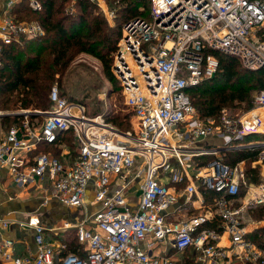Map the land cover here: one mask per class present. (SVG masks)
<instances>
[{
    "label": "built area",
    "instance_id": "built-area-1",
    "mask_svg": "<svg viewBox=\"0 0 264 264\" xmlns=\"http://www.w3.org/2000/svg\"><path fill=\"white\" fill-rule=\"evenodd\" d=\"M20 1L5 0L0 13V65L4 45L45 32L38 19L17 16ZM25 1L42 10L40 0ZM70 1L72 7L80 0ZM90 1L105 10L100 0ZM149 2L147 17L123 23L111 65L132 113L131 129L89 114L84 103L61 96L53 85L47 109L19 110V122L0 136V167L14 184H39L45 201L54 198L83 212L50 227L30 215L21 224L32 230L34 251L19 255L15 240L3 238L2 264H175L186 251L194 264H264V139L231 144L264 134V89L246 111L221 108L217 119L203 118L187 92L217 73L214 50L252 70L264 65V38L256 28L264 21V0ZM63 131L72 133V152L33 153L40 141L53 142ZM213 136L223 145L202 142ZM238 147L258 148L250 162L260 166L257 182L246 180L244 161L224 159V149ZM184 180L186 201L201 187L214 192L213 208L202 199V211L172 219L180 195L173 184ZM135 182L139 193L131 202ZM69 228L83 255L65 252L64 242L45 236Z\"/></svg>",
    "mask_w": 264,
    "mask_h": 264
},
{
    "label": "trees",
    "instance_id": "trees-1",
    "mask_svg": "<svg viewBox=\"0 0 264 264\" xmlns=\"http://www.w3.org/2000/svg\"><path fill=\"white\" fill-rule=\"evenodd\" d=\"M40 1L42 10L38 12L31 10L25 0L15 6L14 11L19 17L38 19L42 23L45 33L22 43H10L2 47L0 93H6V98L0 103V106L6 107L11 104L15 109H43L46 106L51 83L57 76L64 73L73 56L82 51L97 55L102 63L104 73L109 79H114L121 88L120 83L111 73L112 53L116 49V43L121 34L120 24L135 16L147 17L149 0H112L113 6L118 5L115 18L117 15L121 17L115 30L102 25L106 21L102 19V13L94 14L93 8H96V5L90 0H80L77 12L73 15L66 13L63 8V5L65 7V4L70 0ZM112 34H114V39L110 38ZM257 35L264 38V21L258 26ZM98 48L100 50H97ZM213 53L219 61L217 73L187 89L191 103L205 118L217 116L220 108L225 105L242 106V108L249 109L253 105L251 91L264 89V65L252 70L244 67L240 60L233 55L224 54L218 50H214ZM111 91L114 92L115 89L112 88ZM59 93L67 99L82 102L73 96L61 93L60 90ZM98 109L94 112H97ZM86 111L88 112V110ZM111 111L101 112L109 124L119 130L131 127L130 112ZM0 120L3 123H8L6 127L8 128L12 123L19 122L20 116L5 115ZM250 136L263 138L264 134H249L246 135V138ZM62 140L73 151L72 133L63 131L53 142L40 141L33 153L46 151L54 156H59L58 145ZM233 153L234 156L227 157L226 161L233 163L238 158H253L255 150L249 152L242 149ZM253 180H256L255 177ZM62 241L66 246L65 252L84 254L85 249L77 241L74 233L72 238H63ZM175 264H194L193 254L184 252L181 259L177 260Z\"/></svg>",
    "mask_w": 264,
    "mask_h": 264
},
{
    "label": "crops",
    "instance_id": "crops-1",
    "mask_svg": "<svg viewBox=\"0 0 264 264\" xmlns=\"http://www.w3.org/2000/svg\"><path fill=\"white\" fill-rule=\"evenodd\" d=\"M4 2L5 0H0V13L3 8ZM32 19H35V18H32ZM221 108H226V107H221ZM11 114H13L12 116H16V111L11 112ZM232 114H239V113H232ZM218 116H219V113L217 116L207 117V118L217 119ZM6 130L7 128L4 129L3 131L1 124H0V136L4 134ZM252 134L259 135L263 133H252ZM246 135H249V134H246ZM246 135L243 137V139L234 140L233 142H231V144H237L241 142L245 143V142L260 140V139H252L254 136H250L249 138H246ZM202 142L223 145L222 140L217 136L204 138ZM73 144H74V141H73ZM58 146L60 148L59 156L60 155L66 156L67 152H72V150L69 149V147L66 145V143L63 140ZM242 149L248 150L249 152L251 150H255V155L253 158L243 157V158H238L236 161L245 162L246 180L249 182H257L259 180L260 166L259 165L252 166L250 162L256 159L258 148L238 147V148H228L226 150L224 149L223 151L224 159L226 160L228 159L227 157L234 156L233 152H235L236 150L239 151ZM209 157L210 156H207V158ZM134 169H135V166H133V168L129 170V172L125 173L124 175L127 178L130 177ZM253 177H255L256 180H253ZM140 181H142V179ZM185 183H186V180L173 184L179 189L180 195H179V200L176 206L177 208L174 209L172 213L170 214L172 219L177 218V217H184V216L190 215L191 213H198L202 211V208L200 205V201L202 199H204L205 206L209 208H213L212 203L214 199V192L209 191L207 189H203L201 187L197 193L193 194L190 200L186 201L185 194L183 190H181L184 188ZM138 186H139V183L135 182L134 185L131 186V189L128 192V199L131 202H134L135 200H137L139 189L136 187ZM133 188H136V189H133ZM82 213L83 212L81 209L77 207L67 206L54 198H48L45 201L43 198V190L39 184H33L30 186H25V187L17 186L11 181L9 174L7 172V169L5 167H0V240H2L3 238H13L15 240V250L17 254L27 255L28 253H32L34 251V240H33L32 230L28 226L21 224V222L26 221L30 215L37 214L40 217L41 221L46 226L50 227L52 225L61 224V222L64 219L74 220V218H77V217L79 218L82 216ZM4 221H6V223H4ZM207 224L210 225V223H207ZM67 231L74 233L73 229L69 228L65 230L64 229L60 230L57 233L52 232V231H47L45 236L47 237V239L51 241L59 242L63 240L64 232H67ZM222 240L223 241L225 240V236H223ZM182 255L183 254L180 255L178 260L181 259ZM0 264H2L1 258H0Z\"/></svg>",
    "mask_w": 264,
    "mask_h": 264
},
{
    "label": "rangeland",
    "instance_id": "rangeland-1",
    "mask_svg": "<svg viewBox=\"0 0 264 264\" xmlns=\"http://www.w3.org/2000/svg\"><path fill=\"white\" fill-rule=\"evenodd\" d=\"M114 1V0H113ZM112 0H100V2L103 3V6H105V10H101L97 7L94 9V14L102 13V19L106 22L102 25L109 27L112 30H115L118 26V24L121 21V17L117 15V18H115V12H118V5L112 4ZM71 1H68V3L65 4V7L63 5V8H69L71 10L77 11V5L71 6ZM146 9V7H145ZM140 10V9H139ZM112 13V17L110 16V12ZM107 17H106V16ZM111 17V18H110ZM124 23V22H123ZM123 23H121V29L123 26ZM258 28V26H256ZM111 39H114V34L111 35ZM97 50H100L98 48ZM113 58V53H112ZM112 73V71H111ZM113 75V73H112ZM59 78V79H58ZM56 85L61 93L66 94L67 96H73L79 100H81L86 107V110L90 112L89 114H97V113H103V112H116L117 110L127 111L130 112L128 107L126 106L124 102V98L121 92V88H119V85L117 82L113 79H109V77L104 73L102 70V63L97 55L94 53L89 52H77L71 61L69 62V65L65 69L64 73L61 74L59 77L57 76L56 79L51 83V86ZM114 88L115 91H111V89ZM257 91V89H254L251 91V97L253 98V94ZM6 98V93H0V103ZM72 98V97H71ZM243 104V103H242ZM241 104V105H242ZM4 107V108H3ZM223 107H226L230 112L232 113H242L246 111L245 108L234 106V105H225ZM48 108V99L46 100V106L43 109ZM97 108L98 111L94 112ZM20 109H15L11 104L5 106H0V117L9 115L12 116L11 112H18ZM36 108H27L24 110H34ZM42 110V109H41ZM130 125L131 127L125 130L126 131L132 128V113L130 112ZM0 124L2 127V130L6 129L8 126V123H3L2 120H0ZM252 139H263L260 136L253 137ZM72 142V139H71ZM70 148V147H69ZM73 233L72 232H64V239L72 238Z\"/></svg>",
    "mask_w": 264,
    "mask_h": 264
}]
</instances>
